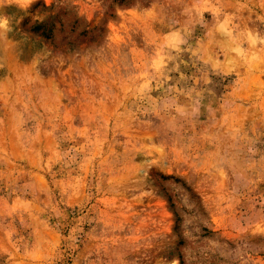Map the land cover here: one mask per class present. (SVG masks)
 Segmentation results:
<instances>
[{
  "label": "rangeland",
  "instance_id": "obj_1",
  "mask_svg": "<svg viewBox=\"0 0 264 264\" xmlns=\"http://www.w3.org/2000/svg\"><path fill=\"white\" fill-rule=\"evenodd\" d=\"M0 264H264V0H0Z\"/></svg>",
  "mask_w": 264,
  "mask_h": 264
}]
</instances>
